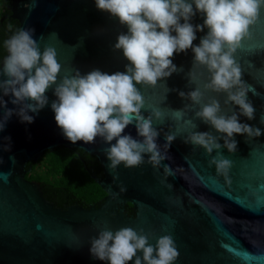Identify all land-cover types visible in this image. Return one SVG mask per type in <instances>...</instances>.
Wrapping results in <instances>:
<instances>
[{"label":"water","instance_id":"95a60500","mask_svg":"<svg viewBox=\"0 0 264 264\" xmlns=\"http://www.w3.org/2000/svg\"><path fill=\"white\" fill-rule=\"evenodd\" d=\"M12 12L20 30H34L33 39L41 53L46 47L56 50L62 66L58 83L76 70L82 75L94 69L108 74L125 71L128 61L114 45L119 34L127 33V27L98 10L95 0H17ZM203 19L197 13L191 23L202 25ZM251 31L252 38L242 42L235 58L256 112L254 120L240 117V122L264 132V10ZM206 34V28L197 32L194 45H199ZM193 60L191 50L175 54L173 63L183 68L182 72L159 81L155 88L137 85L145 101L142 114L146 118L154 111L163 114L160 121L153 119V126L160 132L157 143H166L165 133L177 136L168 152L171 160L163 162L172 167L174 177L165 175L163 165L154 169L147 163V156L140 167L120 165L111 171L104 151L109 145L100 138L94 144L69 142L51 108L57 100L55 86L46 92L48 105L38 113H29L34 123H22L15 114L11 117L0 132V264H107L90 254V240L103 227L113 231L122 227L137 232L143 229L153 245L156 238L171 235L180 254L175 264H264V135L248 139L236 135L238 148L234 154L221 149L232 162L227 177L209 165L220 153L209 155L205 149L185 143L193 130L220 135L196 119L199 106H192L191 111L184 109L190 101L179 96L180 91L195 90L197 84L202 89L206 82V73L201 75L203 70L196 68V83H189ZM216 98L224 107L226 95ZM3 99L8 109L18 111L12 97ZM177 110H183V115L178 116L174 112ZM5 111L0 107V122ZM188 120L197 128L187 125ZM124 134L140 139L134 124ZM8 137L10 152L4 150ZM219 142L223 145V140ZM58 147L83 150L97 158L103 177L93 174L92 178L106 193L99 207L57 208L44 197L39 183L26 179L32 170L28 164ZM128 204L134 216L126 213Z\"/></svg>","mask_w":264,"mask_h":264},{"label":"clouds","instance_id":"9594fccd","mask_svg":"<svg viewBox=\"0 0 264 264\" xmlns=\"http://www.w3.org/2000/svg\"><path fill=\"white\" fill-rule=\"evenodd\" d=\"M95 4L98 10L127 27V33L119 34L114 45L128 61L125 71L108 74L94 69L82 75L76 70L58 83L62 66L56 50L46 47L41 53L33 39L34 30L21 29L5 41L8 55L0 76L7 79H0V107L6 111L0 132L14 114L22 123H34L29 113H38L48 105L46 92L55 86L57 100L51 108L57 126L69 142L94 144L100 138L109 145L104 151L111 171L120 165L127 169L140 167L147 156V163L154 169L163 165L165 175L174 177L172 167L163 162L171 160L168 152L177 136L165 133L166 143H157L160 132L153 126V119L160 121L163 114L154 111L147 118L142 114L145 101L137 85L155 88L159 81L182 72L183 68L178 69L173 63L174 55L191 50L194 60L188 72L189 83H196V68L202 69L200 74L206 73L207 79L202 89L197 84L195 90L180 91L179 96L190 101L184 109L191 111L192 106H199L196 119L220 135L193 130L185 143L203 148L209 155L220 153L209 165L227 177L232 162L222 155L221 149L234 154L238 148L236 135L247 139L264 135L260 128L240 122V117L254 120L256 109L248 98L235 58L242 42L252 38L251 30L260 22L264 0H95ZM197 13L204 18L203 24L194 26L191 20ZM205 28L207 34L199 45H194L196 33ZM206 93L216 95L206 98ZM219 95H226L224 107L216 98ZM3 97H12L11 103L18 111L8 109ZM174 112L183 115V110ZM133 124L140 139L124 134ZM186 124L197 128L192 120ZM6 139L4 150L10 152L11 138ZM90 254L107 264H175L180 255L171 235L156 238L153 245L143 229L137 232L131 227L115 231L101 228L90 240Z\"/></svg>","mask_w":264,"mask_h":264},{"label":"trees","instance_id":"16d2710c","mask_svg":"<svg viewBox=\"0 0 264 264\" xmlns=\"http://www.w3.org/2000/svg\"><path fill=\"white\" fill-rule=\"evenodd\" d=\"M13 19L0 24V67L8 54L5 41L20 30L19 21ZM30 167L32 170L26 179L39 183L44 197L57 208L67 209L74 205L86 209L99 207L106 197L92 178L93 174L103 177L101 165L96 157L83 150L58 147L44 152L38 162L28 164L27 168ZM126 213L135 215L130 204L126 206Z\"/></svg>","mask_w":264,"mask_h":264},{"label":"flooded vegetation","instance_id":"af4514ba","mask_svg":"<svg viewBox=\"0 0 264 264\" xmlns=\"http://www.w3.org/2000/svg\"><path fill=\"white\" fill-rule=\"evenodd\" d=\"M17 0H0V24H3L5 20H12V9ZM14 20V19H13Z\"/></svg>","mask_w":264,"mask_h":264}]
</instances>
